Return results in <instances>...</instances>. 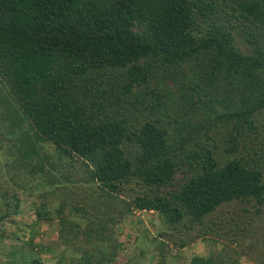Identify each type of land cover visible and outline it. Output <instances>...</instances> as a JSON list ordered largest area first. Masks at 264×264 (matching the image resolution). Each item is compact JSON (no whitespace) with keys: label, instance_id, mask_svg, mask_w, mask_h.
Segmentation results:
<instances>
[{"label":"trees","instance_id":"1","mask_svg":"<svg viewBox=\"0 0 264 264\" xmlns=\"http://www.w3.org/2000/svg\"><path fill=\"white\" fill-rule=\"evenodd\" d=\"M0 151V264H118L133 212L156 264L195 226L221 249L185 264H264V0H0ZM49 214L86 248L35 243Z\"/></svg>","mask_w":264,"mask_h":264},{"label":"rangeland","instance_id":"2","mask_svg":"<svg viewBox=\"0 0 264 264\" xmlns=\"http://www.w3.org/2000/svg\"><path fill=\"white\" fill-rule=\"evenodd\" d=\"M2 151H0V160L4 159V155H2ZM7 155V154H6ZM79 170V169H78ZM2 180H0V194L4 192H8V194L12 193L14 190L18 191L16 187L12 186L11 182H7L6 174L2 175ZM3 179L7 182H3ZM27 188V187H25ZM14 189V190H13ZM31 196H26L22 194V191L20 194V201H19V209L22 210V215L19 216L22 221H29L34 219V211L29 210V206L31 203H40V199H42L41 193L42 189L40 190H34L30 192ZM82 196L86 197L87 191L81 193ZM71 196V195H70ZM55 204H59V201L55 202ZM84 209L88 208L87 205L92 204L91 201H86L85 202ZM51 206H54V203L50 204ZM49 208H51L49 206ZM52 211V210H51ZM86 211V210H84ZM91 215H94V212L92 210H89ZM87 214L85 212L83 214H76L70 216L71 219L74 221L75 224L79 226V229H82V227L87 226L85 222L86 220L91 218L90 216L86 217ZM220 215V211L214 212L211 216L205 217L204 218V223H208L209 220L213 221H218L217 216ZM56 215L54 214H49L47 218V221H42L41 225L38 227L41 237L39 236L37 239H35V243L37 244H44L47 245L49 242H52L56 244L57 251L56 253H59L62 251V248H64V240L65 237H67V241H69L73 246H79L86 248L84 244H80L75 242L74 240L77 239L76 237L72 236H62L59 235V223H58V217H55ZM92 219V218H91ZM10 218L8 219V221ZM264 221V207L263 210L260 214L259 217V223H262ZM10 222V221H9ZM6 223L3 225L4 228H6L7 233H11L16 230V226L11 225V223ZM93 231L96 230V225L93 222L89 226ZM159 227V221L155 213H149V212H133L130 217H128L123 224H118L116 227H114L113 232H114V238L117 243H120L122 245V251L117 254L116 258L113 259L115 263L118 264H156L153 260L148 258L149 253L147 252V247L143 246L137 241L135 242V237L139 235H142L141 233L145 234L144 236L151 237L154 235L155 231L157 230L156 228ZM261 227V226H260ZM198 227L195 226L191 230H189L183 238H190L191 241L188 242V244L183 247L180 252H177L175 257L172 255L174 254V250L171 248L170 255L166 257V259L163 261V264H185V261H187L191 256H207L209 254H213L214 251H218L221 249V245L218 244H209L206 242H203L200 239L199 235H196ZM146 231V233H145ZM260 232L255 236H259ZM177 235V234H176ZM175 235V236H176ZM174 236V237H175ZM172 237V238H174ZM95 237H93L94 239ZM74 239V240H73ZM175 239V238H174ZM62 241V242H61ZM5 244H10L12 243L11 241L4 240ZM100 244V243H99ZM88 246V245H87ZM170 247V246H169ZM143 251V256H141V252ZM1 252V248H0ZM71 251L69 250V253ZM72 252H74L72 250ZM176 252V251H175ZM250 254V253H249ZM247 256L245 257H240V263L241 264H247L248 261L246 260ZM43 259L45 260V264H55L57 257L55 258L53 254H44ZM1 263V259H0Z\"/></svg>","mask_w":264,"mask_h":264}]
</instances>
